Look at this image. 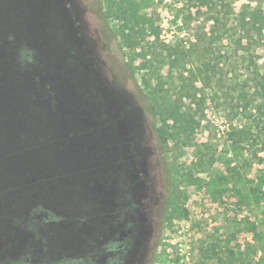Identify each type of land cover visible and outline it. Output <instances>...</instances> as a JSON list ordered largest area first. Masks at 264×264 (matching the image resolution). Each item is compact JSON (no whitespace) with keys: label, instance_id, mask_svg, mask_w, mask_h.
Masks as SVG:
<instances>
[{"label":"rangeland","instance_id":"1","mask_svg":"<svg viewBox=\"0 0 264 264\" xmlns=\"http://www.w3.org/2000/svg\"><path fill=\"white\" fill-rule=\"evenodd\" d=\"M120 169L161 194L152 264H264V0H0V264L75 252Z\"/></svg>","mask_w":264,"mask_h":264},{"label":"flooded vegetation","instance_id":"2","mask_svg":"<svg viewBox=\"0 0 264 264\" xmlns=\"http://www.w3.org/2000/svg\"><path fill=\"white\" fill-rule=\"evenodd\" d=\"M111 190L95 193L105 206L85 208L79 215L80 238L77 250L67 253L58 264H152L159 246L155 210L161 194L150 185L149 191L140 189L141 178H130L126 171H116ZM92 197L83 202L89 203ZM156 206V207H155ZM161 214V212H159ZM37 217L48 218L40 226L32 224L31 236L40 241L41 228L61 222L64 217L55 209H45ZM39 226V228L37 227ZM15 264H48L44 261L17 259Z\"/></svg>","mask_w":264,"mask_h":264},{"label":"trees","instance_id":"3","mask_svg":"<svg viewBox=\"0 0 264 264\" xmlns=\"http://www.w3.org/2000/svg\"><path fill=\"white\" fill-rule=\"evenodd\" d=\"M215 33H217V30L215 28H213L212 29V35L215 34ZM16 52H17L18 60L22 64H25V63H30L31 64L35 60V50L32 47V45L19 42L17 44ZM167 56H169V58H168L169 60H170V58H172L173 61H177L178 60V56L175 55L173 51H171L170 53L168 52ZM163 62H164V60H163ZM164 63H166V62H164ZM172 66H174V65L172 64ZM171 117H174V115L172 114ZM164 119H166V118H164ZM156 131H157L158 138L161 141L165 142L167 140L166 127L163 126V125H160L158 128H156ZM165 207H167V205H165ZM43 212H44V207L43 206L36 205L35 207H32V209L28 213L27 218L23 221V223L28 228L32 229L33 228V227H31L32 224L40 223V222H43L45 220V218L41 219V217L40 218L37 217L40 214H42Z\"/></svg>","mask_w":264,"mask_h":264}]
</instances>
